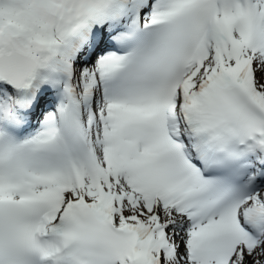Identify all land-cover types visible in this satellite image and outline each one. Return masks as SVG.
<instances>
[{"label":"snow or ice","instance_id":"snow-or-ice-1","mask_svg":"<svg viewBox=\"0 0 264 264\" xmlns=\"http://www.w3.org/2000/svg\"><path fill=\"white\" fill-rule=\"evenodd\" d=\"M0 264H264V0H0Z\"/></svg>","mask_w":264,"mask_h":264}]
</instances>
